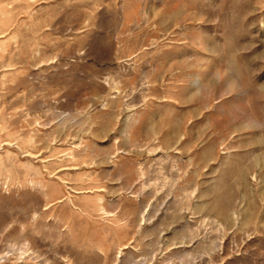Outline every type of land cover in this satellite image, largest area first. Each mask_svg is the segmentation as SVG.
<instances>
[{"label":"rangeland","instance_id":"obj_1","mask_svg":"<svg viewBox=\"0 0 264 264\" xmlns=\"http://www.w3.org/2000/svg\"><path fill=\"white\" fill-rule=\"evenodd\" d=\"M0 264H264V0H0Z\"/></svg>","mask_w":264,"mask_h":264}]
</instances>
